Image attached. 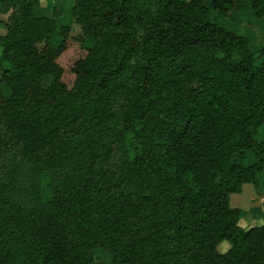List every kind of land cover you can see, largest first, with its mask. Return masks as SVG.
<instances>
[{
    "label": "trees",
    "instance_id": "obj_1",
    "mask_svg": "<svg viewBox=\"0 0 264 264\" xmlns=\"http://www.w3.org/2000/svg\"><path fill=\"white\" fill-rule=\"evenodd\" d=\"M65 1L0 0V264H264L230 204L264 192L238 0Z\"/></svg>",
    "mask_w": 264,
    "mask_h": 264
},
{
    "label": "rangeland",
    "instance_id": "obj_2",
    "mask_svg": "<svg viewBox=\"0 0 264 264\" xmlns=\"http://www.w3.org/2000/svg\"><path fill=\"white\" fill-rule=\"evenodd\" d=\"M244 1L238 0L236 3V28L241 30L258 48H264V18L260 20L253 19L247 5H244ZM39 2L40 8L34 10V15L39 18H49L52 16V12L62 14L66 7L65 0H39ZM56 21L59 23L60 19L57 17ZM230 24L235 27L234 23L231 22ZM260 138H264V136ZM230 200L232 206L243 212V216L238 222L239 227L248 229L262 225V217L264 216V192L258 196L255 194L254 188L248 185L242 188L240 195L231 196ZM228 249V244L221 243L217 251L223 254ZM100 258L102 259V257H99L98 260Z\"/></svg>",
    "mask_w": 264,
    "mask_h": 264
}]
</instances>
